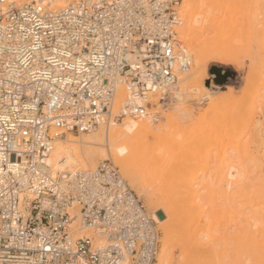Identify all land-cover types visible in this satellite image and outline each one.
Wrapping results in <instances>:
<instances>
[{"label":"built area","instance_id":"obj_1","mask_svg":"<svg viewBox=\"0 0 264 264\" xmlns=\"http://www.w3.org/2000/svg\"><path fill=\"white\" fill-rule=\"evenodd\" d=\"M37 1L0 0V264H155L156 223L110 160L66 175L43 159L53 130L120 121L117 85H169L188 70L182 0Z\"/></svg>","mask_w":264,"mask_h":264},{"label":"bare ground","instance_id":"obj_2","mask_svg":"<svg viewBox=\"0 0 264 264\" xmlns=\"http://www.w3.org/2000/svg\"><path fill=\"white\" fill-rule=\"evenodd\" d=\"M70 1L37 3L60 10ZM237 1L182 0L175 31L188 70L169 85L146 83L141 90L117 85L112 114L120 109L122 119L99 117L90 133L53 130L43 159L66 175L110 160L147 206L163 214V219L150 215L162 231L155 264H172L176 250L182 254L177 264H264V132L256 121L264 109V16L255 8L260 0L246 3L244 13ZM234 11L239 21L227 15ZM211 30L215 35L207 38ZM243 51L248 65L238 97L227 88L196 117L181 106L188 93L209 96L208 61L238 66ZM168 97L175 107L164 114L167 121L175 125L176 115L193 120L189 132L176 125L173 136L162 131L158 114ZM78 226L76 216L75 239L86 235Z\"/></svg>","mask_w":264,"mask_h":264},{"label":"rangeland","instance_id":"obj_3","mask_svg":"<svg viewBox=\"0 0 264 264\" xmlns=\"http://www.w3.org/2000/svg\"><path fill=\"white\" fill-rule=\"evenodd\" d=\"M232 1H234V0H232ZM236 1L237 0H235V3H236ZM237 2L240 3V4H238V5H240V8H239V6L236 7V8L241 9V11L239 9H235V10L236 11L239 10L240 12H243L244 13V11H246L245 8H248L247 6H249L251 0H238ZM263 4H264V0H260L259 3H257V5H255L256 10H258V12L261 13L260 14V17L264 16V5ZM236 11H234V13L232 12V13L227 14L229 16H232L233 21L234 20H238L239 21L238 16L240 15V13L239 12H236ZM205 35L206 34H203V36H205ZM214 35H215V31L211 30L209 32V34H207V38H213ZM183 44L185 46L187 44V42L184 41ZM241 56H242V58L239 61V65L240 66L239 65L237 66L235 64H228V63L227 64H223V63H220V62L215 61V60L208 61L207 64H206L207 65L206 66V75L211 80L212 87H210V88L208 87V91H209V96H212V98L209 97V96H207V95H199V94L198 95H194V94H191V93L189 94L188 93V94L185 95L184 100H183V104L181 106L184 109H186V110L188 109L189 111H191V115L193 114L194 117H196V116H198V114L200 115V114L204 113V111L211 104L212 99L213 98H216L217 96H220L222 91L223 92L224 91H227L228 90L227 88H232L234 90V92H235L234 94H236V97H238L240 95V90H242V88L244 86L243 80H244V76H245V73L247 71V65H248V59H247L244 51L242 52V55ZM211 67H217V68L221 69L224 72H230L231 77L229 78V80L224 85H216V84H214L211 76L208 74V70ZM263 71H264V67L262 68V74H263L262 76H264V72ZM204 87L207 88V86L205 84H204ZM262 89H264V88H261V90ZM261 90H260V93L261 94H264L263 90L262 91ZM187 95H189V96H187ZM261 96L262 95H260L257 98L258 99H261ZM161 103H162V109H161V113L158 114V117H159V122L158 123L160 124L161 129H162L163 132L170 133L173 136L174 129L176 128L175 125L178 126V128L181 131H188L189 130L188 128H191L190 125L191 124L192 125L194 124V122H192L193 120L188 121L186 119V117L180 116V115H176L174 117V120H173V123L175 122V125H172L171 126V122L170 121L169 122L167 121L168 118H166L165 115H166L167 112H168V114L171 113V112H173L172 109H171L172 107H175L173 105V100H171V98L168 97L165 100L161 101ZM148 108L150 110H153L156 107L155 106L148 105ZM256 121L257 122H260L262 124L263 127L262 128L259 127V131H261V133H263L264 132L263 131L264 130V109H262L259 112V114H258V116L256 118ZM194 125L192 127H194ZM168 127H170V128H168ZM171 127H173L174 129L171 128ZM182 128H184L185 130L182 129ZM73 134H75V133H73ZM242 140H245V139H242ZM149 141H150V145L154 143L151 139H149L148 142ZM99 162L100 161H98L95 164V166ZM125 182L130 187V189L136 194V196L142 201V203H143V205H144V207H145V209H146V211H147V213H148L149 216L152 215V214H154L158 218L163 219V214H162L161 210L149 208V206H147L148 204H146L147 202L145 201V199L142 196L137 195L136 191L129 185V183H128L127 180H125ZM153 210H155V211L153 212ZM156 228H157V230L159 232V244H158V252H157L159 254L160 253V249H161L160 239L162 237V231L160 229L159 223H156ZM181 261H182V254H179V251L176 250L174 252V258H173V263L172 264H177V263H179Z\"/></svg>","mask_w":264,"mask_h":264},{"label":"water","instance_id":"obj_4","mask_svg":"<svg viewBox=\"0 0 264 264\" xmlns=\"http://www.w3.org/2000/svg\"><path fill=\"white\" fill-rule=\"evenodd\" d=\"M221 73H223V75L220 76ZM208 74L211 76L214 84L216 85H224L230 78V74L228 72H222V70L217 67H211L208 70Z\"/></svg>","mask_w":264,"mask_h":264}]
</instances>
